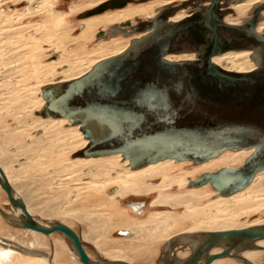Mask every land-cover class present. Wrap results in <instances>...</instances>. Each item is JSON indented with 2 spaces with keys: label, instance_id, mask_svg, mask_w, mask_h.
I'll return each mask as SVG.
<instances>
[{
  "label": "bare ground",
  "instance_id": "1",
  "mask_svg": "<svg viewBox=\"0 0 264 264\" xmlns=\"http://www.w3.org/2000/svg\"><path fill=\"white\" fill-rule=\"evenodd\" d=\"M46 1L47 0H41L40 2ZM108 1L110 0H91L90 4L82 5L81 9H83L84 11L81 13V22L86 25V31L83 35L79 36V39H71L70 42H76L83 39L86 40V34L96 30L97 28L105 27L108 25L111 26L113 24L126 22L121 27L129 26L131 28L128 30L123 29L119 26H115L113 29H110L108 31V34L112 36L111 40L102 42L98 46L96 51L89 53L90 55L85 59L69 61L68 59H66V57L61 56L60 58L51 60L47 63V67L53 70L56 68H58V70L60 68H64L60 73L64 74L65 77L64 79H58L56 81L46 83L39 88L40 96L37 102L39 108L36 111L37 114L35 113V116L38 119H35L34 121L36 124L35 126L38 129L43 130L44 134L38 137H36L35 135H28L27 141L21 143L19 142V139L20 137H24L26 135L25 131L23 129L14 130L7 128L3 140L1 138L2 141L0 142V166L2 167V170L4 171L6 177L10 181L15 194L24 200L29 213L32 214L35 219V214L37 212H40L43 216H51L56 218L57 220L53 223H44L39 219H36L41 225L52 226L58 223H65L62 222L60 218H64L68 215H70V218H77L82 220L83 222H91L93 224L92 231L89 235L84 236V238L80 234L79 235L81 237L83 245L84 243L86 244V242L93 244L94 248L97 249V251L102 255V260L94 259L86 249L93 259L94 264H116L114 262L117 261L135 264L134 260L139 257L136 254H138L139 252L142 253L145 249L151 248V245L163 240L166 241L163 244V253L160 257L159 263L182 264L202 243V233L220 230L241 229L264 224V220H254L249 223H240L238 221V219L245 215H248L250 213L258 214L263 210L264 189L261 187L264 184V170L258 172L252 182L243 190L229 196H223L221 195L219 188L210 181L198 186L193 185V183L199 180L205 174L215 173L214 169H217L224 160L240 156V158L246 157L245 159L247 163L249 158L253 156L256 149H230L215 157L201 162H196L192 159L168 157L158 158L146 163L142 167L132 168L130 166L131 160L128 158H124L122 152L107 153L98 156L80 155L90 146V140L86 139L83 131L85 128H90L92 130L93 136H95L96 138L103 139L111 134L112 129L110 128V126L102 124L96 119L87 120L88 118L83 114H78L72 118L54 115L44 117L39 114L40 110H42L47 104V100L44 97L45 88L49 86L53 87L55 95H61L62 85L64 83L83 78L84 76L92 72L95 67L104 60H107L109 58H120L122 55L130 51L139 40H144L150 43L155 42L157 39L167 34L172 28L176 27L181 22L204 15L211 3V0H140V2L144 3L136 4L138 0H132L122 8L107 9L104 12L90 16L84 15L89 10L95 9L101 4ZM180 1L184 2L174 5L169 4L172 2ZM188 1L191 2L189 4H191L192 6L189 5L187 7ZM260 3V0H220V11L216 10L215 12L218 19L225 24H221L217 32L220 34V41L222 42V46L227 47L225 50L231 51L225 52L223 54L220 53L219 55L217 54V56L214 55L215 57L213 56L214 58H212V61L216 66L226 71L235 73H252L258 72L263 69V47H259L256 45H247L236 48L235 43L239 40L237 41L236 39L234 40L233 37H230V35L234 31L241 34L240 36H251L248 31V22L252 18L254 12L264 4ZM49 6L50 5H44L42 9L47 8L49 10ZM175 8L182 9L175 12L173 11L171 15H168L170 13L169 11L174 10ZM188 8H194L195 11H193L191 14L189 13L190 16L184 18L183 20H180L178 22L171 21V18L178 12L179 13L172 19L173 21L185 17L188 12L181 10ZM155 9L157 10L158 14L149 21H156L157 27L151 30L138 31V26L141 23L149 22L144 20H141L139 22L140 19L138 18L153 16L156 12ZM73 11H75L74 8ZM246 12H248L250 16L247 18H243V24L231 19L233 17L238 18L240 16H243L244 14H246ZM66 17L67 14L65 13L49 10L48 20L43 25V34L46 32H53L59 27L62 28L63 24L67 22ZM163 17L164 19H166L163 20ZM135 18L138 21V25L131 26V22L129 21L134 20ZM200 27L204 30H197L196 33H194L195 36H191L192 38H189L185 33L182 35L183 38H180V42H184L182 47H180L178 51L172 52L167 56L168 62L183 65L184 63H194L199 60L200 57L205 58L210 44L214 43L215 34L210 29V26L207 22H205ZM65 28H63L62 30H64ZM256 29L259 33L264 31V10H262L259 15ZM64 33V31L61 32V36H59L61 39H63V41L65 40V37L63 36ZM119 34H123L126 37H123ZM102 35H104V32H101L99 34L100 37ZM142 50L143 47L135 48L133 50V54H138ZM224 60H228L232 63V65L224 66L222 64V61ZM38 69L39 73H41V69L39 67ZM54 72L55 75L58 74L57 71ZM39 73L37 75L42 74ZM30 102L32 103V100ZM2 143H8L9 145L20 144L18 146L19 150L14 155L12 153H7L4 150L5 147ZM149 148L134 149L131 154L133 155V157L138 156V160H141V158L149 154L151 151L159 149L157 147H153L154 149ZM68 155L70 156V162L68 161L69 163H63L65 161L57 162V158L63 159V157L65 158ZM19 156L27 160H24L25 162H21L18 165V167L20 168L19 170L22 171V177L20 179L21 181L14 179L16 176H11L12 174H15L13 170V173L11 172L12 163H14V159L17 161L20 158ZM44 159H46V163L49 162L47 166H45ZM60 163H63V166L61 167L62 170H59L61 169L59 165ZM67 163L70 164V167L67 165ZM186 165H195V169L192 171L183 169V167H185ZM51 167L54 168L52 172L49 171ZM26 170H35V174L40 172L41 177H43L40 180V184L42 181L45 185L48 184V182H56L59 178V174L61 173H65L64 176L66 178H68V175H74L71 180L74 181L76 185H70V203L74 201V197H77L80 194L83 195L85 192H87L91 196V194L95 195L96 193L108 188L112 190V194L110 195L111 198H109L111 200L105 205L100 206H107L109 207V210H113V208L117 204H119V200L117 201L116 198L123 200V198L130 195L149 196L156 192L159 193V196L154 199L152 204H150L151 207H184L187 212L183 216H177L172 215L171 213L151 211L149 214V219L146 221L136 218H132L127 221L122 216H120L117 220L116 217H118L119 213H117V211L115 210L114 212L116 213H110L109 217L104 216V214H102L101 212L99 213L98 211H96V208L93 209L94 211H91V209L89 210L88 208H86V210L71 208L70 212H65L64 209L66 208L63 209L62 207L63 200H61V196L65 194L66 187L68 186H63V188L65 187V189L60 190V192L62 191L61 193H55V196L57 195V199H54V202L52 198L43 200V198H41L40 196H35L36 194H33L34 191L30 187V181L25 180V172H27ZM177 171L179 172L176 173ZM199 174L201 176L195 179L196 175ZM89 176H97L98 179L97 181L81 182L83 177L85 178ZM157 179H162V181L158 183L150 181H156ZM43 183L41 185H44ZM209 184L212 185L214 189L213 193L217 195V197L214 202L211 203L210 208L200 207L197 205V202L209 195V193L204 194L205 192H202V188H204L205 186H209ZM177 186L183 189H188V192L181 195L179 194L174 198H169L168 195L173 194V191L171 190L176 189ZM58 187L59 186H53L52 191L55 192L56 189H59ZM116 188H118L117 191ZM27 189H31L32 192L31 190H28L30 192H26L25 190ZM2 191L8 196L7 192L0 185L1 194ZM148 198L153 200V196H149L147 197V199ZM43 204L46 205L43 206ZM0 206L8 214V217L6 218L0 213V264H70L66 261V259L64 261L62 259V256L65 253L63 250H65V247L67 249V246L70 248V253L73 255L74 261L77 260L79 262L78 264H82L78 251L65 234L61 232L44 234L29 228H24L22 226L20 218L23 212L18 207L11 204L10 209H6L1 205V201ZM132 206L136 207H133L136 212H145V204L133 203ZM213 210L219 214L218 216L221 217L215 215V217L209 218ZM205 216H209L208 219H206L207 217ZM184 220L191 221L195 225L188 231H184L169 239V234H167L168 231L174 228L179 222ZM148 225H151V228H148ZM70 226L73 227L72 225ZM115 228H118V230H120L119 234L125 235L124 237L131 236L126 237L128 240H133L137 243L145 242V245L143 247H139L140 245L138 246L135 244H131L129 246L130 248L124 247L121 249H114L111 246L113 242L109 241V239L106 238V235ZM12 229H20L22 231L25 230L33 236V239L31 241H28L27 245V240L20 241L16 238V235H12V233H10ZM56 233L60 234L64 239H66L69 245L64 246V241H58V246L54 244V251L50 256L40 249H46L48 238ZM256 244L258 246L264 247V240H260L256 242ZM225 248H227V246L225 245L217 247L213 249L210 254L221 252ZM261 253H264V249L240 250L237 252L238 257L220 258L213 261L211 264H225L230 260H236L239 263L242 262L246 264L244 260L241 259L242 257L250 260L254 264H259L258 255H260Z\"/></svg>",
  "mask_w": 264,
  "mask_h": 264
},
{
  "label": "water",
  "instance_id": "2",
  "mask_svg": "<svg viewBox=\"0 0 264 264\" xmlns=\"http://www.w3.org/2000/svg\"><path fill=\"white\" fill-rule=\"evenodd\" d=\"M132 0H110L84 14L90 16L107 9L125 7ZM220 0L211 3L202 16L181 22L167 34L150 43L139 40L120 58H109L81 79L62 85L61 95L53 87L44 89L46 106L39 114L72 118L83 114L89 119L110 126L112 132L103 139L93 136L85 128L90 146L82 156H98L122 152L131 160L132 168H139L158 158L192 159L201 162L227 150L256 149L248 162L239 168H224L205 174L193 185L212 182L221 195L229 196L243 190L264 170V67L258 72L235 73L216 66L212 58L227 47L222 46L218 28ZM261 5L248 22L251 36L233 32L230 37L239 40L235 47L256 45L264 48V33L256 29ZM222 14V13H219ZM164 20V17H163ZM207 22L214 32L205 58L183 65L168 62L167 56L180 49L182 34L204 30ZM157 27L156 21L143 22L138 31ZM154 40V39H153ZM209 45V44H208ZM145 46V47H144ZM79 122V121H77ZM150 147V148H149ZM159 149L151 151L141 160L131 154L134 149ZM156 149V148H155ZM0 185L10 202L22 212L21 223L44 234H65L80 255L83 264H94L78 232L66 223L41 225L29 213L26 203L18 197L0 166ZM0 213L8 214L0 206ZM202 243L182 264H211L225 257H238L237 252L264 249L256 242L264 240V224L241 229L211 231L201 234ZM223 251L210 254L220 246ZM246 264H254L241 258ZM116 264H130L114 262Z\"/></svg>",
  "mask_w": 264,
  "mask_h": 264
},
{
  "label": "rangeland",
  "instance_id": "3",
  "mask_svg": "<svg viewBox=\"0 0 264 264\" xmlns=\"http://www.w3.org/2000/svg\"><path fill=\"white\" fill-rule=\"evenodd\" d=\"M40 1L41 0H0V142L3 140L7 128L14 130L23 129L25 131L26 135L24 137H20L19 139V142L21 143L27 141L28 135L29 136L35 135L36 137H38L44 134L43 130L38 129L35 126L36 124L34 121L35 119H38L36 118L35 113L39 108V105L37 103L40 96L39 88L40 86L46 83L56 81L58 79H64L65 77L64 74L60 73L64 68H60L59 70L58 68H56L53 70L47 67V63L51 60H56L61 56L66 57V59H68L69 61H77L80 59L87 58L90 55L89 53L96 51V49L102 42L109 41L110 35L108 34V31L110 29H113L115 26H120L118 23V24H113L111 26L108 25L105 27L97 28L96 30L86 34L87 35L86 40L83 39L76 42L75 41L70 42L71 39L73 40L77 38L79 39V36L83 35L84 32L86 31V25L83 24V22H81L82 19L81 13L84 11L83 9H81V7L82 5L90 4L91 0H47L46 2H40ZM260 2H264V0H260ZM138 3L141 2L138 1ZM187 3H188L187 7L191 5L189 4L191 3L190 1H188ZM44 5H50L48 7L50 11L54 10V12H62L67 14L66 17L67 22L64 23L65 25L63 24L62 28L59 27L56 29L57 31L55 30L53 32H48V33L46 32L43 34L44 31L43 25L48 20V11H49L47 8L42 9ZM73 8L75 9V11H73ZM180 9L182 8H177V9L175 8L174 10L169 11L170 13L168 15H171L173 11L175 12ZM188 10H192V9H188ZM249 16H250L249 13L246 12V14H244L243 16H240L238 18L233 17L231 19H233V21L243 23L244 21L243 18H247ZM140 21L141 20H139V22ZM132 22H134V20ZM133 26L136 25L134 24ZM63 28L65 29L62 30ZM63 31L65 32L63 34V36L65 37L64 41L59 37L61 36V32ZM101 32H104V35L102 37L99 36ZM185 34H187L189 38L195 36L194 32L192 31H188ZM183 43L184 42L179 41L178 45L182 47ZM222 64L224 66L232 65V63L229 62L228 60L222 61ZM38 67L41 69L42 74L39 73ZM54 71H57L58 74L55 75ZM38 73L41 75H37ZM31 100L32 103L30 102ZM2 144L4 145L5 147L4 150L7 153L10 154L12 153L14 155L19 150L18 146L20 144L19 145H9L8 143H2ZM19 157L20 158L17 161L14 159V163H12L11 172L13 170L15 174H12L11 176L13 177L16 176L14 179L21 181L20 179L22 177V171L19 170L20 168L18 167V165L19 163L25 162L27 160L25 158L23 159V157L21 156ZM245 158L246 157L240 158V156H237V157H233L232 159L224 160L223 163L217 169H214V172H217L224 167L236 168L243 166L246 163ZM44 160L43 161L45 163V166H47L49 162L46 163V159ZM68 161L70 162L69 155L65 158L63 157V159L57 158V162L66 163ZM63 163L59 164L60 168L63 166L62 165ZM68 163L67 165L70 167V164ZM52 168L53 167H51L49 171L52 172L54 170V168L53 169ZM183 169L192 171L195 169V165H186L185 167H183ZM59 170H62V168ZM29 171L25 172L26 173L25 180L30 181L31 183L30 187L34 191L33 194H36L35 196H40L41 198H43V200L52 198L54 202V199H57L56 198L57 195L55 196V193L65 189V187L63 188V186H68L66 187L65 194L61 196V200H63L62 207L63 209L66 208L64 209L65 212H70L71 208L82 209V210H86V208H88L89 210L91 209V211H94L93 209L96 208L97 209L96 211H98L99 213L101 212L102 214H104V216L109 217L110 213H116L114 212L115 210L117 211V213H119L118 217H116L117 220L119 219L120 216H122L127 221L131 219V217L134 218L137 217V219L139 220L146 221L149 219L150 216L149 214L151 211H156L160 213H171L172 215H177V216H183L187 212L184 207H178V208H173L170 206H162L159 208L155 206L151 207L150 204H152L154 199L159 196V193L156 192H154L152 195H149V196H153V200L149 198L148 200L147 199V197H149L148 195H130L123 198V200L116 198L117 201L119 200L118 202L119 204H117L113 208V210L112 209L109 210V207L107 206L105 207L100 206V205H105L107 202L111 200L109 198H111L110 195L112 194L111 193L112 190L108 188L101 192L96 193L95 195L91 194V196L87 192H85L83 195L80 194L77 197H74L73 198L74 201L70 203V185L72 186L76 185L74 181L71 180V178L74 175L73 176L68 175L67 176L68 178H66L64 176L65 173H61L59 174L58 176L59 178L56 182L54 183L48 182V184L45 185L41 181V184L42 183L44 184L41 185L40 180L43 177H41L40 172L35 174L36 173L35 170H29ZM178 172L179 171H177L176 173ZM199 176L201 175L200 174L196 175L195 179H197ZM96 177L94 176H89L85 178L83 177L81 182L97 181L98 177L97 178ZM150 181L158 183L161 182L162 179H157L156 181L153 180ZM53 186H59L58 187L59 189H56L57 191L55 190V192H53L52 191ZM118 188H116V190ZM261 188L264 189V184ZM31 189H27L25 191L27 192L28 190ZM202 190L203 193L205 192L204 194L209 193V195L201 199L199 202H197V205L200 207L210 208L211 203L214 202L217 195L213 193L214 189L211 184H209V186H205L204 188H202ZM171 191H173L172 192L173 194H169L168 197L174 198L177 197L179 194L181 195L187 193L188 189L186 188L183 189L177 186L176 189H172ZM0 201H1V205L4 208L10 209V205H11L10 201L8 199V196L3 191L2 194L0 193ZM132 202H145L146 203V208L144 210L145 212L140 215L134 213V209L132 208V206H130V203ZM44 205L46 204H43V206ZM263 210L258 214L250 213L248 215H245L240 219H238V221L240 223H246V222L249 223L254 220H264ZM215 215L218 216L219 214L213 210L210 217L209 216H205V217H207L206 219H208V217L213 218L215 217ZM35 216L36 219H39L41 222L44 223H53L57 221L56 218L51 216L50 217L43 216L40 212L39 213L37 212ZM60 219L62 220V222L72 225L73 228L80 235L83 236V238L84 236L89 235L90 232L92 231L93 224L91 222H83L82 220L77 218H70V215ZM194 225L195 224L193 222L188 220L181 221L174 228L168 231L167 233L169 234L168 238L170 239L171 237L176 236L184 231H188ZM147 227L151 228V225H148ZM10 233H12V235H16V238L20 241L27 240L26 241L27 245H28V241H31L33 239V236L30 233L26 232L25 230L22 231L20 229H12ZM106 238H108L109 241L113 242L111 246L114 249L115 248L121 249L124 247L130 248L129 246L131 244H135L138 246L140 245L139 247H143L145 245V242L137 243L136 241L128 240L126 237L119 234L118 228H115L110 233H108L106 235ZM58 241L59 242L64 241L63 242L64 246L69 245L66 239H64L60 234L56 233L48 238L46 249L44 248L40 250L44 251L45 253L51 256L54 251L53 250V248L55 247L54 244L58 246ZM165 241L166 240L157 242L151 245V248L145 249L142 253L139 252L138 254H136L139 257L134 260V263L160 264L159 260L163 253L162 248ZM86 247L90 255H92L94 259H98V260L103 259V257H101L102 255L97 251V249L94 248L93 244L86 242ZM64 249L65 250L63 251L65 253L62 256L63 261L66 259V261L69 262L70 264H78L79 262L77 260L74 261L73 255L70 253V248L67 246V249L66 247ZM258 256H259L258 263L264 264V253H261ZM241 263H239L236 260H230L225 264H241Z\"/></svg>",
  "mask_w": 264,
  "mask_h": 264
},
{
  "label": "flooded vegetation",
  "instance_id": "4",
  "mask_svg": "<svg viewBox=\"0 0 264 264\" xmlns=\"http://www.w3.org/2000/svg\"><path fill=\"white\" fill-rule=\"evenodd\" d=\"M139 2H140V0H138ZM138 1H137V3L136 4H138ZM151 1H153V0H151ZM157 1V0H156ZM186 1V0H185ZM182 2H184V1H180V2H172V3H169V4H172V5H174V4H180V3H182ZM141 3H144V2H141ZM262 3H264V2H261L260 4H262ZM133 4V3H132ZM169 4H166V5H169ZM166 5H163V6H166ZM162 6V7H163ZM160 8V7H159ZM188 9H192V10H188ZM188 9H184V10H181V11H186V12H188L187 14H186V16L185 17H183V18H181V19H179V20H176V21H173L172 19L179 13H177L175 16H173L172 18H171V21L172 22H178V21H180V20H183L184 18H186V17H188V16H190V14L193 12V11H195V9L194 8H188ZM156 10V9H155ZM180 11V12H181ZM190 13V14H189ZM158 14V12H157V10H156V12H155V14L153 15V16H151V17H141V18H138V19H140V20H144V21H149V20H151L152 18H154L156 15ZM133 20H131V21H129V22H131V26H133L134 24L135 25H138V21L136 20V18L134 19V22H132ZM135 21H136V23H135ZM126 22H124V23H119V27H121L123 24H125ZM229 23V22H228ZM243 23H244V21H243ZM242 23V24H243ZM231 24V23H230ZM242 24H236V25H242ZM121 28H123V29H130L131 27H129V26H125V27H121ZM264 32V31H263ZM262 32V33H263ZM146 34H148V33H146ZM119 35H121V36H123V37H126V36H124L123 34H119ZM118 35V36H119ZM103 36V35H102ZM101 36V37H102ZM134 36V35H133ZM111 38H112V36L110 35V39L109 40H111ZM228 51H231V50H225L224 52H222L221 54H223V53H225V52H228ZM233 51H239V50H233ZM170 55V54H169ZM219 55V54H218ZM217 56V55H216ZM215 57V56H214ZM213 57V58H214ZM197 59V58H196ZM195 59V60H196ZM213 60V59H212ZM170 61V60H169ZM117 191V190H116ZM113 192H114V190H113ZM115 194V193H114ZM133 203H142V204H145L146 205V203L145 202H132V203H130V206H132L133 205ZM133 207H135V206H132V208ZM136 208V207H135ZM134 209V208H133ZM139 209H140V206H139ZM134 213H136V214H140V213H144V212H136L135 211V209H134ZM129 217H131V216H129ZM132 218H134V217H131V219ZM136 219H137V217H135ZM139 218V217H138ZM118 231H120V230H118ZM79 234V233H78ZM122 235V234H121ZM82 236V235H81ZM122 236H125V235H122ZM132 236H133V232H132ZM126 237H131V236H126ZM84 246H85V248L87 249V247H86V244L84 243ZM88 250V249H87ZM83 264V263H82Z\"/></svg>",
  "mask_w": 264,
  "mask_h": 264
}]
</instances>
